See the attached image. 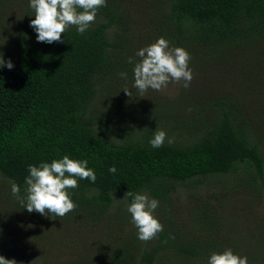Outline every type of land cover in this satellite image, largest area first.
Returning <instances> with one entry per match:
<instances>
[{"label":"trees","instance_id":"16d2710c","mask_svg":"<svg viewBox=\"0 0 264 264\" xmlns=\"http://www.w3.org/2000/svg\"><path fill=\"white\" fill-rule=\"evenodd\" d=\"M19 5L15 20L0 0V53L14 65L0 67V255L35 264L64 245L56 264H207L231 249L264 264V0H106L83 34L69 26L51 44ZM160 37L190 54L193 79L142 98L136 53ZM157 130L173 143L153 148ZM64 155L96 181L68 190L77 207L62 218L29 213L28 166ZM127 191L159 202L163 231L143 245Z\"/></svg>","mask_w":264,"mask_h":264},{"label":"clouds","instance_id":"9594fccd","mask_svg":"<svg viewBox=\"0 0 264 264\" xmlns=\"http://www.w3.org/2000/svg\"><path fill=\"white\" fill-rule=\"evenodd\" d=\"M29 6L34 10L35 18L30 21V27L36 31L37 41L51 44L64 42L61 36L69 26H75L77 32L83 34L95 22L97 10L106 6V0H30ZM136 56L140 60L134 64L132 87L139 91L142 98L149 89L162 91L171 82L183 81V87L190 86L193 73L188 63L191 57L185 49L170 47L169 42L160 37L140 48ZM128 62L133 63V58L129 57ZM4 66L8 69L14 67L12 61L9 59L6 62L0 53V67ZM120 76L126 79L127 73L122 72ZM123 90L129 97L133 95L130 89ZM166 139L169 144L173 143V139L168 138L165 131L157 130L149 143L153 148H160ZM87 164V160H74L64 155L62 159H55L51 163L29 165V175L25 178L26 202L25 199H20V188L15 183L11 186V192L20 199L29 213L35 211L41 215L51 214L53 218H62L77 207L68 190L77 188L78 180L89 179L94 183L97 179L94 170L88 168ZM109 171L115 173L117 169L112 166ZM124 197L132 198L127 211L138 229L137 237L140 241L148 242L163 231V225L154 216L158 200L149 198L147 194H134L131 191H127ZM0 264L17 262L0 255ZM207 264H247V257L225 249L219 253L213 252Z\"/></svg>","mask_w":264,"mask_h":264},{"label":"rangeland","instance_id":"374dc122","mask_svg":"<svg viewBox=\"0 0 264 264\" xmlns=\"http://www.w3.org/2000/svg\"><path fill=\"white\" fill-rule=\"evenodd\" d=\"M7 2H8V7H11L12 8L11 13L14 16V19L15 20H19L20 15H18V13L24 12V10L22 9V7L19 4H21L22 2L23 3L24 2L30 3V0H19V4L17 3V0H6V1L4 0L5 5L7 4ZM3 8H4V6H0V16L3 13V11H4ZM7 20H8V18H7ZM11 28H12V26H6L5 29H8L9 31H12ZM2 29L3 28H0L1 32H2ZM5 29L3 31H4V33L7 34V32H5ZM3 38H1L0 40H2ZM2 50H0V52ZM171 83H174V82H171ZM166 91H167V93L170 94V93H173V92H177L178 89L174 85V86L168 88ZM114 207H116V205H114ZM129 230H131V228L130 227H126V228H124L122 230L121 233H124L125 231H129ZM137 238L138 237L136 236V239ZM138 242L140 243V245H143L145 243V242L140 241V240ZM45 254L47 255V257L45 256ZM69 256H71V253H70V250H69L68 247H66L64 245H57L55 247L50 248L49 251H46V252L42 253L40 257H38L36 255L34 257V259H35V264H56L57 262H59L61 260H64V259L68 258ZM20 262H22V260ZM17 264H18V262H17ZM26 264H27V262H26Z\"/></svg>","mask_w":264,"mask_h":264}]
</instances>
